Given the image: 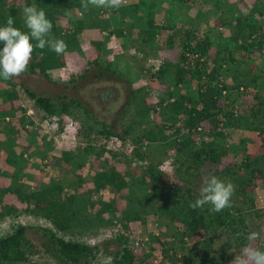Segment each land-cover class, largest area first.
Wrapping results in <instances>:
<instances>
[{"label":"trees","instance_id":"1","mask_svg":"<svg viewBox=\"0 0 264 264\" xmlns=\"http://www.w3.org/2000/svg\"><path fill=\"white\" fill-rule=\"evenodd\" d=\"M25 5H35L46 13L53 24L52 34L65 41L67 50L57 55L47 48L35 49L27 72L11 80L0 79V135L4 136L3 140L0 139V150L6 166L5 171H0V178L10 180L8 187L0 186V224L6 218L16 221L20 214L49 221L54 229L43 230L47 238L44 247L57 264H96L93 260L102 252L111 260L100 264H231L236 256L234 253L214 256L219 231L226 230L231 234L237 250L252 243L246 239L251 232L264 237V207L259 208L254 197L255 188L264 187V70L255 64L260 55L264 59V8L256 10V4L250 8L244 3L239 11L244 12L242 8H245L250 12L232 16L230 23L221 16L218 18L220 25H216L220 26L219 32L198 37L197 31L192 29L196 21L203 23L207 15L223 10L220 0H176L175 3L160 0L156 7L165 5L166 25L155 21L153 3L144 0L122 5L119 9L89 6L87 10L83 9L81 0H0V26H4L11 15L15 20L14 26L27 32L22 18ZM193 6H209V9L206 12L198 10L191 19L187 15ZM183 9L187 13L180 15H184L188 22L183 20L178 26L180 15H177ZM112 14L128 19L118 23L111 19ZM61 20H66L67 25H61ZM143 21L145 24L140 27ZM184 24L190 26L182 34ZM135 27L139 28L137 37L133 36ZM96 30L107 36L102 41H90V50L92 46L98 53L92 63L98 66L104 63L99 55L111 37L130 41L134 46L131 49L136 48L146 55L154 50L176 52L175 59L164 60L157 70L153 66L143 67L138 76L127 80L131 88L128 105H134L135 109L132 122L123 133L115 132L107 122L97 119L79 100L66 97L56 100L39 95L28 88L24 80L27 76L49 79L50 71L66 66L67 53L83 56L82 35ZM163 32H166V38L161 35ZM213 43L224 46L225 56L218 49H211ZM144 46L155 49H141ZM212 54L215 56L210 65ZM227 62L235 67L229 82L223 74ZM111 64L106 63V67ZM138 79L146 80L148 86L155 81L165 85L163 93L157 96L156 104L151 103L152 94L148 88L134 87ZM1 84L7 86L2 88ZM194 85L196 88L192 90ZM18 87L44 113L43 119L54 125L58 132L64 130L67 120L77 119L84 126L78 136L86 140V145L64 149L57 158L50 157L58 144L28 115L21 103ZM182 89L185 90L183 93ZM151 113L160 116L162 127L155 123L150 127ZM168 123L171 129L178 124L179 127L165 134L163 127ZM140 129L143 136H135L134 133ZM227 130L239 131L230 143H226ZM93 133L106 139L112 136L121 139L133 147V154L109 151L112 162L104 160L100 164L107 151L104 147L96 150L91 139ZM145 141L154 149L163 147L161 153L165 158L170 157V151L174 152V163L191 170L192 174H198L207 164L213 165L215 170L226 167L223 164L231 154L241 156L239 163H233V166L214 175L221 180L228 176L238 184L232 197V207L219 213L209 212L208 205L202 210L191 209L189 203L195 201L200 193L192 188H187L186 192L174 190L176 184L161 169L163 156L156 158L149 147L140 148ZM46 159L56 160V167L65 171L64 176L36 189H25L24 180L31 177L29 169L37 167V161L43 163ZM91 160L90 167L100 161V169L90 176L88 191H80L87 182L76 174V170L83 169ZM132 164L136 165L133 168L139 173L136 177L128 169ZM70 173L74 175L70 176ZM105 191L123 197L129 203L126 209L120 212L115 200L105 201L102 197ZM125 191L129 193L123 196ZM140 196H143L142 202L150 204V213L158 218V222L166 219V222L160 221L158 227L164 225L167 229H176L175 236L168 232L153 235L148 252L129 247V237L124 233L94 245L73 238L78 229L116 226L119 223L127 232L133 222L145 225L146 217L143 215L147 213L139 205ZM5 198H11L13 202H5ZM118 213H122L119 220L116 219ZM250 219L256 220V229L249 228ZM8 228V233L0 236V264H42L30 261L35 247L27 238L29 227L10 223ZM69 234L72 238L67 239ZM156 249L160 251V261L149 262Z\"/></svg>","mask_w":264,"mask_h":264},{"label":"rangeland","instance_id":"2","mask_svg":"<svg viewBox=\"0 0 264 264\" xmlns=\"http://www.w3.org/2000/svg\"><path fill=\"white\" fill-rule=\"evenodd\" d=\"M147 3L152 2L153 3V9H155V21L157 23L161 24H168V15L167 12L163 9L165 5L162 7L157 6L159 4L160 0H144ZM174 3L176 0H172ZM222 9L218 10L217 12H213L207 15L205 18V24L203 25L202 22L196 21L195 27H193V31H197V36L200 35H209L213 34L212 32H219L220 26L217 27V23L219 24L218 18L222 16L223 20H226L227 23H230L232 20V16L242 14L244 15L250 12V9L242 8L244 12H240L239 9L243 7L244 3H246L250 8L255 7V4L257 5L255 7L256 10H259L260 7L262 9L264 8V0H220ZM167 4H169L166 1ZM167 6V5H166ZM195 6V5H194ZM192 7V9L189 11L190 13L187 15L189 18L193 19L195 14L198 12V10H202L206 12V10L209 9V6L205 7ZM145 8V6H143ZM198 7V8H197ZM200 7V8H199ZM224 11V13H223ZM183 14L187 13L185 9L180 10L178 12L179 16L181 13ZM223 13V15H222ZM177 25L180 26L182 24V21L187 20L184 19V15H180ZM111 19L122 23V21H125V18H122L118 14H112ZM130 19L128 20V22ZM127 22V25L129 23ZM185 23V22H184ZM61 25H67L66 20L60 21ZM145 24V21L140 22L139 26ZM185 26H182L181 33L183 34L186 29H189V24H184ZM220 25V24H219ZM216 26V27H215ZM134 37H137V32H139V28L135 27L133 28ZM177 31V30H176ZM163 38L167 37L166 32L161 34ZM83 42L81 48L83 51V56L77 53H67L66 56V66L64 68L53 70L49 72L50 78L44 79L39 76H27L25 77V82L28 88L35 91L39 95H45L48 97H51L53 99L59 100V97H66L69 99H76L81 102V104L85 107H87L90 112H92L97 119L103 120L107 122L110 127L114 129L115 132L123 133L124 128L126 126H129L132 122V117L134 115V109L135 106H129L128 103L130 101V86L127 83V80H130L131 78H134L138 76V73L140 72V69H143V67H154L155 70L163 63L164 60L168 59H175L176 52H160L157 50L151 51L148 55L143 53L142 51H139L138 49H131L134 46H131L130 41H123L122 39L118 38H110L107 40L103 52L99 55L103 60L104 63L101 65H96L95 63H92L94 59L97 57V52L95 51V48L91 46L90 50V41H102L103 38L107 37L106 33H100L98 30L96 31H87L84 32L83 35ZM125 44V45H124ZM89 49V50H88ZM141 49H146L147 51L151 49H155L154 47L150 49V46H144ZM213 50L218 49L221 51L223 56H225L224 53V46L223 45H216L213 43L212 48ZM211 50V51H213ZM77 54V55H76ZM214 54L210 55L209 57V64H213ZM99 57V58H100ZM203 61V59H201ZM111 62L113 64L109 65V67H106V63ZM255 64L264 70V59L263 55H260L256 61ZM108 68V69H106ZM234 65L232 63L227 62L224 64L223 67V74L227 82L230 81V74H233L234 71ZM131 69V70H128ZM125 78V79H124ZM72 79H75L72 82ZM149 83L144 80H136L134 87H146L148 88L151 96V103L156 104L158 95L163 93V90L165 89V85H162L161 83L155 81L150 86H148ZM2 88H5L6 84H1ZM195 85L193 86L192 90L195 89ZM18 91L20 93V100L23 105V107L27 110V113L29 116L33 117L35 122L40 126L41 129H43L45 132H48V135L50 138L54 137V140L58 144V148L54 150L50 154V157L55 156L58 157L59 153L64 149H71L75 146H85L86 140L84 138H81L78 136V132L81 129H84L83 125H80L78 120H73L75 122V128L71 129L67 126V121L64 124V130L62 132H58V130H55V126L52 124H48L46 122V119H43L44 113L37 109L34 105V102L30 100L25 92L22 90L21 87H18ZM185 90L182 89V93ZM109 95V96H108ZM158 96V97H157ZM157 97V98H156ZM129 110L127 111V109ZM51 119V118H50ZM151 125L150 127H153L155 124L159 125L160 127L163 126V122L161 121L160 116L155 115L151 113ZM10 120L8 121V123ZM51 123V121H50ZM155 123V124H154ZM168 125L164 129V133L168 134L172 132L175 128L179 127V124L173 129L170 128ZM2 127V126H0ZM70 130V138L65 137V131ZM143 130L140 129L134 133V135L141 137L143 136ZM239 131L237 130H227L228 138L226 140V143H230L232 139L237 137ZM22 135L25 136V133ZM63 135V136H61ZM133 137V133L131 134ZM131 138V136H129ZM74 138V140H73ZM0 139L3 140L4 136L3 134L0 135ZM23 139V138H22ZM92 142L95 145L96 150H101L103 147L107 151L104 154V157L101 158V162L104 160H107L109 163L112 162L109 151H120V152H126L130 154V156L133 154V147L123 143V141L119 138H116L115 136H112L109 139H106L102 136H98L97 134H92ZM231 139V140H230ZM227 145V144H226ZM146 147H149L148 142H143L140 145L141 149H145ZM152 150V154L154 157L164 158V162L161 165V169L165 171L171 178V182H174L176 184V187H174V190L177 191H183L186 192L187 188H192L195 192L200 193V189L205 183V181L210 178L211 176H214L217 174V171L220 172V170H224L228 166H233V163H239L241 160V156L234 157L232 154L226 158V162L223 165V168L214 169L213 165L207 164L204 167L201 168V171L198 174H192L191 170L185 169V167H178L180 165L174 163V152L170 151V157L167 156L165 158V155H163V152L161 153L163 147H160L161 149H154L153 146L149 147ZM160 151V152H158ZM2 156V157H1ZM173 157V158H172ZM4 155L1 153L0 150V171H5L6 166L3 162ZM35 159V158H34ZM34 159H32V162H34ZM50 161V162H49ZM53 161V162H51ZM56 160L46 159L43 163L40 161H37V167H31L28 171L29 177L28 179L24 180L25 189H36L41 186V184H48L52 180L56 181L60 179L62 176H64L65 171L62 170V168L56 167ZM93 161H89L87 165L83 169L76 170V174L78 176H82L85 181L87 182L80 188V191H88V189L91 186V183H89L90 176L93 175V173L100 169L99 162H94V167H90V164ZM58 166V165H57ZM133 167H136L135 164H132L129 166V171H131L135 177L139 174ZM5 169V170H4ZM121 170V168L119 167ZM73 176L74 173H70V176ZM225 182H230L235 186V191L238 189V184L232 179H230L228 176L222 178ZM197 183H199L197 185ZM260 183V182H258ZM10 185V180L8 178H0V186L8 187ZM254 197H256L257 206L259 208L264 207V187L255 188L254 190ZM125 194H122L123 196L128 195V191H125ZM235 195V193H234ZM233 195V196H234ZM96 197V194L93 196ZM103 199L106 200H115L117 204V208L120 209V212L128 206V202L121 196H115L110 191H105L103 193ZM143 196H140L139 198V205L143 207L144 210H146V215H143L146 217V224L143 225L141 222L139 223H131L130 224V230L124 231V229L118 224L116 226H110V225H102L95 229H88L85 228V230L78 229V232L76 233L73 238L75 240H83L87 242L88 244L94 245L96 243L106 242V240L114 239L119 233H124L129 237V247H137L140 251H149L150 245L152 243V237L153 235H161L163 232L177 234L176 229H167L164 225L162 227H158L159 222H166L164 218H162L158 222V218L154 216L153 213H150L151 206L147 202H142L141 199ZM132 200V199H130ZM5 202H13L12 199L5 198ZM238 204V203H237ZM239 205V204H238ZM149 212V213H148ZM122 216V213H118L116 219L119 220ZM107 217V215H105ZM16 221H13L10 218H6L4 222L0 224V236L6 235L9 231V224H23L27 225L29 227L27 231V238L30 240L31 244L35 247V253L30 255V261L33 263H42V264H57L55 259L45 251L44 243L47 241V238L45 236V232L43 231L45 228H53L54 226L47 220L43 218H36L31 215L27 214H20L18 217L15 218ZM264 220V219H263ZM119 222V221H118ZM248 225L250 229H256L257 223L256 220L250 219L248 221ZM87 227V226H86ZM61 235V234H59ZM260 235V233H259ZM263 235V234H262ZM260 235V241L259 242H252V245L254 247L260 248L264 247V237ZM67 239L72 238L71 235L66 236ZM105 247V243L103 244ZM111 248H113V245H111ZM243 248V247H242ZM242 248L237 250V248L234 245L232 236L229 232L226 230H221L218 233V237L215 242V250H214V256L219 257L220 255L226 253L231 254L234 253L236 256L240 254ZM103 249V248H102ZM154 258L150 259L149 262L154 261L155 263L160 261V251L157 249L154 251ZM110 257L107 256L105 253H99L97 254L96 259L93 260V263L100 264L110 261Z\"/></svg>","mask_w":264,"mask_h":264},{"label":"clouds","instance_id":"3","mask_svg":"<svg viewBox=\"0 0 264 264\" xmlns=\"http://www.w3.org/2000/svg\"><path fill=\"white\" fill-rule=\"evenodd\" d=\"M124 0H81L83 9L89 6L95 8L119 9ZM22 18L27 32L14 26L15 20L9 15L4 26H0V79L5 81L19 77L28 71V66L35 49L49 51L61 55L66 52L67 44L52 34L53 24L42 9L35 5H25L22 9ZM35 41V43H32ZM235 186L216 176L208 178L200 189L195 201L189 203L193 210L204 209L219 213L232 207V197ZM246 239L256 242L260 239L258 232H251ZM231 264H264V249L254 247L249 243L235 256Z\"/></svg>","mask_w":264,"mask_h":264},{"label":"built area","instance_id":"4","mask_svg":"<svg viewBox=\"0 0 264 264\" xmlns=\"http://www.w3.org/2000/svg\"><path fill=\"white\" fill-rule=\"evenodd\" d=\"M67 126L69 127V128H71V129H74L75 127V122L74 121H72L71 119H69L68 121H67ZM70 130L69 131H65V134H66V136H64V138L65 137H68V138H70ZM117 138V137H116ZM73 140H74V138H73Z\"/></svg>","mask_w":264,"mask_h":264},{"label":"crops","instance_id":"5","mask_svg":"<svg viewBox=\"0 0 264 264\" xmlns=\"http://www.w3.org/2000/svg\"><path fill=\"white\" fill-rule=\"evenodd\" d=\"M136 2V0H124L123 4L122 5H129L131 3H134ZM128 18H125V21H127ZM112 38H115V37H112Z\"/></svg>","mask_w":264,"mask_h":264}]
</instances>
